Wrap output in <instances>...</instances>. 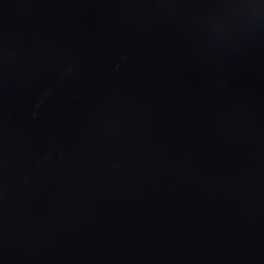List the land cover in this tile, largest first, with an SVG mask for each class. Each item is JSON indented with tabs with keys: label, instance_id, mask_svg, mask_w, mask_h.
Segmentation results:
<instances>
[{
	"label": "water",
	"instance_id": "water-1",
	"mask_svg": "<svg viewBox=\"0 0 264 264\" xmlns=\"http://www.w3.org/2000/svg\"><path fill=\"white\" fill-rule=\"evenodd\" d=\"M0 264H264V0H0Z\"/></svg>",
	"mask_w": 264,
	"mask_h": 264
}]
</instances>
